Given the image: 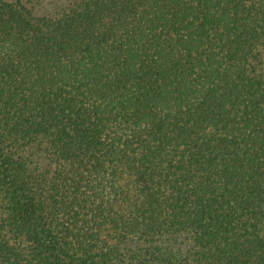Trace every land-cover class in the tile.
I'll return each instance as SVG.
<instances>
[{
    "label": "trees",
    "instance_id": "trees-1",
    "mask_svg": "<svg viewBox=\"0 0 264 264\" xmlns=\"http://www.w3.org/2000/svg\"><path fill=\"white\" fill-rule=\"evenodd\" d=\"M0 264H264V0H0Z\"/></svg>",
    "mask_w": 264,
    "mask_h": 264
}]
</instances>
